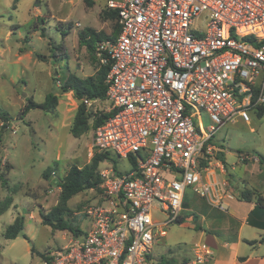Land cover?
Here are the masks:
<instances>
[{
  "label": "built area",
  "instance_id": "built-area-1",
  "mask_svg": "<svg viewBox=\"0 0 264 264\" xmlns=\"http://www.w3.org/2000/svg\"><path fill=\"white\" fill-rule=\"evenodd\" d=\"M107 8L120 29L95 52L110 66L107 94L83 102L94 119L109 116L91 129L94 152L115 153L130 169H99V193L83 207L89 230L43 264H177L155 258L153 247L182 224L186 191L223 212L234 199L227 181L214 191L203 175L219 162L217 132L250 124L264 105V0H108ZM178 264L218 263L197 243Z\"/></svg>",
  "mask_w": 264,
  "mask_h": 264
},
{
  "label": "rangeland",
  "instance_id": "rangeland-1",
  "mask_svg": "<svg viewBox=\"0 0 264 264\" xmlns=\"http://www.w3.org/2000/svg\"><path fill=\"white\" fill-rule=\"evenodd\" d=\"M93 3L89 6L85 0H0V114H8V120L0 118V210L8 198L15 199L14 206L13 202L8 205L0 217V264H43L41 254L64 247L74 236L69 231L45 226L41 214L58 204L62 190L59 184L70 169L84 168L95 154L91 128L78 138L72 135L80 102L72 92L61 89L68 72L86 79L95 76L101 66L80 45L79 33L86 28L107 35L115 32V22L103 16L104 11H109L107 0ZM48 94L58 97L56 109H33L24 119L19 118L27 101L43 104ZM87 110L90 127L95 120L94 111ZM202 121L205 127L212 125L206 114ZM215 141L225 146L230 165L240 163L234 174L243 175L246 167L239 162L240 155L264 157V116L252 114L250 124L239 121L222 128ZM109 163H116L123 171L130 169L127 161L115 153L100 163L99 169ZM259 168L249 166L248 170L256 172ZM98 193L99 189L87 190L69 201L72 216L68 218L82 233L90 227L83 207ZM219 215L214 213L218 222L228 223L227 216ZM18 216L24 217L30 242L22 236L16 240L4 237ZM201 225L199 221L171 225L168 236L153 247L155 258L178 264L192 256V238Z\"/></svg>",
  "mask_w": 264,
  "mask_h": 264
},
{
  "label": "crops",
  "instance_id": "crops-1",
  "mask_svg": "<svg viewBox=\"0 0 264 264\" xmlns=\"http://www.w3.org/2000/svg\"><path fill=\"white\" fill-rule=\"evenodd\" d=\"M214 143L220 150L217 155L219 162L205 171L203 179L213 186L214 191L220 188L221 183L227 181L229 188H226V192L232 194L234 199L223 200L227 205V211L223 212L199 197L193 189L186 191L182 224L185 221L202 223L192 238V251L197 243H205L213 249L218 264H264V208L258 206L255 196L250 201L241 198V193L248 190L264 199V157L256 155L259 161L243 162L240 159L239 162H242L246 169L243 175L238 176L234 173L240 163L230 165L225 146L217 143L215 138ZM219 163L225 167L224 172L217 167ZM256 165L260 167L258 171L248 170L249 166ZM14 203L13 197L12 207ZM214 213L217 216H227L228 223L218 222Z\"/></svg>",
  "mask_w": 264,
  "mask_h": 264
},
{
  "label": "trees",
  "instance_id": "trees-1",
  "mask_svg": "<svg viewBox=\"0 0 264 264\" xmlns=\"http://www.w3.org/2000/svg\"><path fill=\"white\" fill-rule=\"evenodd\" d=\"M19 0H16L18 2ZM89 6L94 5L93 0H85ZM109 10V9H108ZM103 16L106 19H110L115 22V32L112 35H107L102 31H96L92 28H86L79 33V43L81 46L87 48V50L95 58V52L98 43L105 40H114L118 37L120 29L118 26V12L115 10L104 11ZM96 59V58H95ZM97 60V59H96ZM109 65H101L97 74L86 79L79 78L78 76L68 72L62 81L61 89L64 93L72 92L74 97L80 102L77 114L74 119L71 133L74 137H80L88 128H96L103 124L107 119L108 115L97 116L89 127V113L83 100H96L105 99L107 94V86L105 84L107 73L109 71ZM58 105V97L52 94L46 96V100L43 104H37L33 101H27L25 107L21 110L19 115L20 119H24L28 112L33 109H42L44 111H51L56 109ZM258 117L264 116V105L258 109ZM8 114L1 113L0 118L7 119ZM110 158L109 153H100L95 151L94 156L91 159V163L84 168L80 169L76 166L72 167L59 187L62 189L58 204L47 214H41L42 223L45 226H49L54 230L58 231H69L74 235H79L82 231L72 225L71 220L68 218L72 216V211L69 208V201L79 195L80 193L91 190L100 189L101 178L99 176V165L105 160ZM51 169H47L46 172ZM48 177V175H44ZM255 196V197H254ZM256 199L258 206L264 208V199L255 193L245 190L241 193V198L245 201ZM13 202L12 198H8V203L3 210H0V216L8 210V205ZM182 223V222H181ZM23 237L25 240L30 242V238L25 233V221L23 216H18L14 223L7 227L4 237L7 240H15L19 237ZM31 253H35V247L32 246ZM1 256V253H0ZM41 257L46 258L45 254H41ZM170 263L173 261L170 260Z\"/></svg>",
  "mask_w": 264,
  "mask_h": 264
},
{
  "label": "water",
  "instance_id": "water-1",
  "mask_svg": "<svg viewBox=\"0 0 264 264\" xmlns=\"http://www.w3.org/2000/svg\"><path fill=\"white\" fill-rule=\"evenodd\" d=\"M56 74H57V72H56Z\"/></svg>",
  "mask_w": 264,
  "mask_h": 264
}]
</instances>
